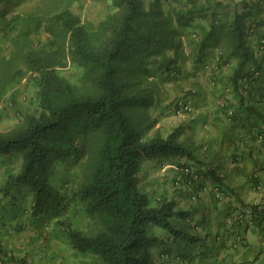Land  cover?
<instances>
[{
	"label": "trees",
	"instance_id": "trees-1",
	"mask_svg": "<svg viewBox=\"0 0 264 264\" xmlns=\"http://www.w3.org/2000/svg\"><path fill=\"white\" fill-rule=\"evenodd\" d=\"M12 1L20 0H0V33L6 36L20 27L24 37H28L40 30V16L17 13L8 17V5ZM114 1L119 17L109 21L108 34L98 41L81 17L69 8L59 10L52 18L59 27L57 35L64 40L69 36L74 61L84 66L85 77L92 81L87 90L79 91L59 71L62 64L55 56L36 49L22 54L38 77L35 92L38 111L27 116L24 127L0 133V155L14 152L22 155L20 169L11 175L12 179L33 191L34 215L49 214L58 219L64 214L67 202L61 187L54 182L56 161H79L89 154L92 160L89 172L75 196L84 202L86 213L98 225V230L85 234L68 226L70 243L80 252L97 255L104 264H166L153 257L157 237L150 234L149 226L165 227L187 237L172 224V219L183 217L185 211L177 208L178 202L174 199L152 205L149 193L140 187L141 163L161 153L194 160L195 153L177 139V130L167 137L155 134L146 138L144 128L133 120L127 109L148 100V97L142 98L141 91L135 90L143 80L134 79L137 69L133 63L139 62L140 72L144 74L154 73L147 70L144 57L159 56L167 49L165 42L158 40L155 28L162 22L169 24L172 16L165 14L163 0H150L148 5L143 0ZM171 1L184 6V1L194 5L197 0ZM263 1L244 2L257 10ZM177 15L183 22L184 13L178 10ZM249 17L253 31L261 21L257 20L258 16ZM235 22L234 43L241 60L233 82L243 92L245 88L240 79L248 66L255 64L260 73L262 67L257 61L259 55L254 59L249 55L241 16L236 15ZM210 39L209 35L203 40V49ZM171 62L168 57L161 62L168 81L180 76L179 68L169 66ZM255 77L250 76L249 84ZM6 88L3 78L0 96ZM182 96L190 98L188 93Z\"/></svg>",
	"mask_w": 264,
	"mask_h": 264
},
{
	"label": "rangeland",
	"instance_id": "rangeland-1",
	"mask_svg": "<svg viewBox=\"0 0 264 264\" xmlns=\"http://www.w3.org/2000/svg\"><path fill=\"white\" fill-rule=\"evenodd\" d=\"M143 2L148 5L150 0H143ZM8 6V17L17 13L40 16L41 28L32 32L28 37H24L20 27L6 36L0 33V80L5 78L7 83V88L0 96V133L24 127L27 123V116L38 111L35 99L38 77L24 61L22 54L26 51L36 49L55 56L62 64L59 71L68 77L79 91L87 90V87L92 86L89 77H85L84 66L73 59L69 36L67 35L64 40L57 35L59 27L52 21L56 12L69 8L77 13L96 41L108 34L109 23L119 17L118 5L114 0H20L12 1ZM18 24L20 25V21ZM144 58H146L145 64L148 65L147 70L154 72L153 74L145 73L146 77L139 85L140 89L148 88L150 91L141 92L142 98L148 97V100H144L140 106L129 107L127 112L140 127L144 128L146 138L155 133L167 137L177 130V139L194 151L196 159L178 158L171 153H161L158 156L144 159L139 171L141 189L149 193L152 205H157L162 200L177 197L171 195L174 194L173 188L182 187L187 193L185 197L181 198V201L186 203L185 209L188 211L189 222L196 223L198 228L202 227L201 229L209 231L213 240L219 234L216 246L224 251L225 245H227L230 253L235 251L234 255L229 258L230 263L235 260L236 264H243L247 263L246 259H249L250 262L258 261L259 264H264V249L259 253L251 251V246L260 244L255 226H251L248 231L250 245L238 244L242 255L230 245L233 240L228 238L230 235L228 232L232 227L226 223V216L222 213L224 202L216 199L212 192V186H214L212 185V174L207 173V170L209 172L216 168L217 173H223L229 168L232 169L234 164L231 159L228 138L226 139L225 133L222 131L219 132V137L212 136L217 130H213L212 123L206 117V113L203 115L204 117L195 120V126L199 127V134H197L198 138L193 139L190 117L193 109L183 116L175 114L171 109L174 100L184 93H188L192 99L198 95L200 90L209 91L212 80L205 77L204 74L197 80L178 76L176 79L168 81L161 65L162 59L165 61L167 58L165 54L150 56V58L149 55H146ZM125 61H127L126 58L122 63L123 68L126 64ZM133 65L137 70L141 69L136 60ZM174 65L175 63L169 64V66ZM178 84L181 86L178 87ZM177 126H183V129H175ZM186 126H189V131L185 130ZM200 156H203L202 160L204 161ZM91 161L89 154L79 161H56L54 182L61 187L67 202L64 214L56 219L49 214L34 215L33 191L28 185L12 179L11 175H15L20 169L22 155L17 152L7 156L0 155V197L5 204L6 229L13 230L23 223L27 226L21 230L25 234L32 229L36 231V235L30 240L29 250L24 248V252H28L32 259L30 264H104L97 255L76 250L69 241L67 231L68 226L78 228L85 234H93L98 230V225L86 213L84 202L75 196L78 186L87 178ZM201 161L206 164L203 168H201V164H198L202 163ZM261 161L264 163V153L261 156ZM209 163L211 166L208 165ZM184 164L196 168L201 176L196 183L201 181L204 184L201 189V197L199 198L200 195L196 197L197 200L190 199V194L196 184L176 183V177ZM241 165L242 161L240 165L237 164V166ZM184 219L186 218H173V228L182 231L179 227H182L180 223ZM59 220H61L60 223ZM191 226L193 227L195 224ZM191 226H189L192 231L189 232L190 234L194 233ZM149 232L157 237L155 246L164 241L175 243V238L184 242H190L189 239H191L190 234L187 237H179L176 235L177 232L158 225L151 224ZM210 235L209 242L211 241ZM207 249L211 252L213 247H206ZM50 253L51 258L49 257ZM165 253L162 252L161 255ZM41 259H45V262H41ZM179 262L189 264V260L182 258Z\"/></svg>",
	"mask_w": 264,
	"mask_h": 264
},
{
	"label": "crops",
	"instance_id": "crops-1",
	"mask_svg": "<svg viewBox=\"0 0 264 264\" xmlns=\"http://www.w3.org/2000/svg\"><path fill=\"white\" fill-rule=\"evenodd\" d=\"M244 1L246 2L197 0L194 5L184 1L182 6L171 0H163L165 14L171 15L172 19L169 24L162 22L160 27L155 28L158 40L164 41L167 46L163 54L179 68L181 78L197 80L205 74V77L212 80L209 91L200 90L198 95L191 99V130L193 139L198 138L199 127L195 126V120L207 113L206 117L211 121L213 130H217L212 136L219 137V132L222 131L229 140L231 159L234 162L232 169L217 173L214 167L215 170H207V173L212 174V185H221V197L214 191V186L212 192L216 199L224 202L222 213L226 216V223L232 227L228 232V238L233 240L230 245L241 255L239 243L243 246L250 245L248 231L251 226H255L260 243L259 246H251V251L259 253L264 249V223L254 218V215L264 214V163L261 161L264 153V51L258 53L259 39L264 36V1L257 10L251 6L247 7ZM178 10L184 13L183 22L179 21ZM236 15L241 16V24L246 29L245 44L249 47V55L254 59L260 54L257 61L262 67L260 75L256 76L243 92L238 91L233 82L235 69L241 60L240 51L234 43ZM250 15L258 16L257 20L261 21L253 31L250 30L254 26L251 24ZM209 35L210 43L203 49L202 42ZM145 77L140 70L135 71L134 79ZM136 90L142 92L146 89L138 87ZM175 129L182 130L183 126H177ZM185 130L189 131V126H186ZM200 157L201 160L204 159L203 156ZM241 161L242 165L237 166ZM198 164H201V168L206 166L204 162ZM208 165L211 166L210 163ZM187 177L186 180H189ZM186 180L185 184L189 185ZM196 182L194 181L196 190L193 189L190 194L191 200H197L199 195V198L201 197L204 184L201 181ZM173 193L171 195L177 196L173 198L178 202L177 208L185 211L183 218L186 219L180 223L182 227H179L181 232L189 235V232H192L189 226L195 224L196 227L191 226L194 233L190 234V242L175 238V243L164 241L154 246V259L166 264H182L179 262L181 258L189 260V264H236L235 260L229 262L235 251L230 253L227 245L224 251L216 246L219 234L213 240L209 231L189 222L186 203L181 201L187 194L185 189L173 188ZM2 200L0 197V264H30L32 259L28 252H24V248L29 250L30 240L36 235V231L32 229L25 234L21 231L27 228L23 223L13 230L6 229L5 204ZM210 246L213 249L211 252L207 249L209 253L206 247ZM43 251L46 252L45 249ZM162 252H166L168 257H162ZM49 257L51 258V253ZM245 261L247 263L243 264H259L258 261L250 262L249 259ZM41 262H45V259H41Z\"/></svg>",
	"mask_w": 264,
	"mask_h": 264
},
{
	"label": "built area",
	"instance_id": "built-area-1",
	"mask_svg": "<svg viewBox=\"0 0 264 264\" xmlns=\"http://www.w3.org/2000/svg\"><path fill=\"white\" fill-rule=\"evenodd\" d=\"M258 44H259L258 53H261L264 51V36L260 37ZM259 75H260V70L256 67V65L255 64L249 65L248 68L243 73V76L240 79V83L243 85V88H245L249 84L250 76H259ZM171 109L175 114H179V115L188 114L192 110L190 98L188 96H181L177 98L176 100H174ZM187 176L189 177V181L187 183L190 185L192 181L194 183V181H197L200 178V174L196 168L192 167L189 164H184L180 170L179 175L176 177V183L178 184L184 182ZM214 190L215 192H217L218 196L221 197L222 192L220 185L214 186ZM254 218L264 223V217L261 216L260 214L254 215ZM263 232H264V228H263ZM162 256L168 257V254L165 253L162 254Z\"/></svg>",
	"mask_w": 264,
	"mask_h": 264
}]
</instances>
